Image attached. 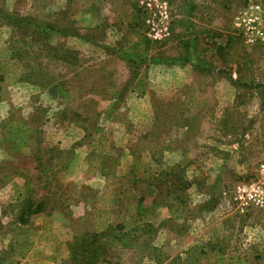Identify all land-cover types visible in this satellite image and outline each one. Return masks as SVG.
<instances>
[{"label":"rangeland","instance_id":"1","mask_svg":"<svg viewBox=\"0 0 264 264\" xmlns=\"http://www.w3.org/2000/svg\"><path fill=\"white\" fill-rule=\"evenodd\" d=\"M166 1L164 24L185 10L192 19L156 40L154 0H0V71L17 79L27 60L49 75L3 82L0 133L11 118L34 132L26 153L0 141V264H69V243L96 230V211L115 226L142 196L160 206H149L151 223L134 246L109 248L112 264H180L195 245L232 264H264V205L241 213L234 196L261 178L264 163V0ZM105 44L123 52L106 63ZM152 46L153 62L134 53ZM55 47L72 50L62 53L69 62ZM186 59L207 83L201 99L179 82ZM53 77L61 93L43 84ZM137 77L139 90H154L152 105L130 96ZM28 175L46 210L23 224Z\"/></svg>","mask_w":264,"mask_h":264},{"label":"trees","instance_id":"2","mask_svg":"<svg viewBox=\"0 0 264 264\" xmlns=\"http://www.w3.org/2000/svg\"><path fill=\"white\" fill-rule=\"evenodd\" d=\"M46 27H49L52 30L56 29L53 25H47ZM58 48L55 47V51L58 54L56 55V58L68 61V58L62 53L70 54L72 53V50H63L61 48L58 50ZM25 62L27 64L25 66L29 69L26 67L23 68L22 72L24 75L21 74L22 76L20 75L21 77L19 76L17 78L18 80L19 78L26 80L29 79L30 76H35L37 74H40L41 80L45 78V76H49L47 72H42L43 68H40L39 66L33 67L27 60H25ZM3 70L8 71L9 68H3ZM7 78H9L11 82L17 80L12 77L11 73L5 75L0 71V101L5 100L9 96L8 88L6 84L3 83L7 80ZM48 83H54V85L56 84L57 92L60 93L63 91L65 86L63 83L58 82L55 77L43 84L47 85ZM33 132V128L29 126L28 121L23 119L14 120L11 118L7 121L6 130L3 133L4 137L0 133V141L3 139L11 143L9 145L10 151L26 153L31 145ZM49 169V167H46L45 171H49ZM24 177L26 179L23 186L27 191L24 193L23 199L19 198V200L22 201L18 218L19 222L28 224L31 216L46 210V202L36 201L34 199V187L35 185H38L39 182L32 180L33 178L31 179L30 175ZM187 186L188 182L186 181V188ZM151 205L155 209L160 206V204L155 201H145V197H139L137 201L131 205L128 213V219L115 226L110 223L111 218L108 212L102 209L96 211L94 220L96 230L84 233L80 237H75L74 242L72 243L71 241L69 243L68 248L71 254L69 264H112L111 259L106 256L109 252V248L113 244H117L118 241L125 247L134 246L133 240L141 235V233L145 231L151 223L152 215L155 212L154 210L149 209V206ZM212 253L215 254L214 259L209 260ZM233 259L234 257L227 256L221 251L216 250L214 247L206 248V246L203 245H195L190 248L186 258L180 264H232L231 262Z\"/></svg>","mask_w":264,"mask_h":264},{"label":"crops","instance_id":"3","mask_svg":"<svg viewBox=\"0 0 264 264\" xmlns=\"http://www.w3.org/2000/svg\"><path fill=\"white\" fill-rule=\"evenodd\" d=\"M110 2H108L107 3V5L108 6H113V3H114V1L115 0H109ZM86 2H88V1H86ZM126 3H128L127 1H125V3L124 4H126ZM115 6H116V3H115ZM92 12L91 11H88V14L90 15ZM177 17H182V18H177V17H175L176 19H175V21L173 20V21H171L170 22V25L173 27V29H174V32L175 31H182V30H184L185 28H186V24H187V22L190 20V19H192L191 17H189L187 14H186V10H185V12H182V13H178L177 15H176ZM178 22H180V25H178L177 27H183V28H177V29H175L176 27L174 26V24H176V23H178ZM111 33L112 32H115V31H110ZM109 34V33H108ZM110 35V34H109ZM69 36H74V37H76V38H80V39H84L83 38V36H80L79 34H75V33H73V34H71V35H69ZM89 37H85V40L87 41V42H90L91 43V45H94L95 46V44H97L98 45V40H96V39H94V38H91L92 36L91 35H88ZM107 36V35H106ZM135 44V46L139 49L140 48V44L139 43H134ZM102 49H103V51L104 52H106V54H107V56L106 57H104V61H106V63H109V62H111V59H113L114 57H113V55H121V53L123 52H120L119 50H120V47H117V46H115V45H107V44H105L104 46H102ZM157 48H153V46H152V48H150V50H148V52L147 53H142L143 51L140 49V51H135L134 53L137 55V56H141L142 58L141 59H143L144 57H146L147 59H150L151 61H152V59L153 58H151L155 53H157ZM64 60H62V62H63ZM104 61H103V63H104ZM102 62V61H101ZM153 62V61H152ZM157 61L156 60H154V63H156ZM65 63H68V62H65ZM154 63H150L151 65V67H150V69L153 71L154 69H156V65L154 64ZM163 63H165V62H163ZM102 64V63H101ZM149 64V63H148ZM166 65H168V64H166ZM183 66L182 67H184L185 69H186V79H182V78H180V81L179 82H184V85L183 86H186V97L188 96L189 98H191V94H197L198 95V99H201L202 98V96L205 94V86L207 85V83L206 82H204V83H201L199 80H197V79H195V78H193V75L194 74H196L197 72H198V70H199V68H198V66L196 65V64H194L193 63V61H189V60H187L186 59V63H184V64H182ZM147 65H146V69H147ZM167 67V66H166ZM174 67H176V65L174 66ZM198 69V70H197ZM192 74V76H190ZM237 75V74H236ZM184 76V75H183ZM190 76V77H189ZM232 76H233V74H232ZM136 79V80H135ZM237 78L235 77V79L234 80H236ZM134 80H135V83H134V85L130 88V96H133V95H135V97H136V99H137V101H138V103L139 102H141L142 104H143V100H145L146 102L147 101H149V102H151V105H152V102H154L153 100H152V97H153V91L154 90H152V87L150 86V88H149V85H148V88L147 87H145V89L143 90H139V88H138V86L139 85H142V83H143V81L140 79V78H134ZM222 81H223V79H222ZM231 83L233 84V82L231 81ZM234 85V84H233ZM234 86H236V85H234ZM237 87V89H238V86H236ZM119 90V91H118ZM120 92V88H118L117 90H116V94L118 93V97H119V93ZM126 95H128V93L126 94ZM129 96V95H128ZM128 96H126V98L128 97ZM58 97H59V95H58ZM194 98V97H193ZM121 99V98H120ZM147 105V104H146Z\"/></svg>","mask_w":264,"mask_h":264},{"label":"built area","instance_id":"4","mask_svg":"<svg viewBox=\"0 0 264 264\" xmlns=\"http://www.w3.org/2000/svg\"><path fill=\"white\" fill-rule=\"evenodd\" d=\"M154 5L159 9L161 21H157L156 24L153 25L149 36L157 40L162 37V31L168 30L170 27V22L164 24L165 20L169 18V5L166 0H154ZM152 6L153 3L150 7ZM260 171V179L238 184L235 189L234 196L241 213L248 211L251 205H264V163L260 165Z\"/></svg>","mask_w":264,"mask_h":264}]
</instances>
